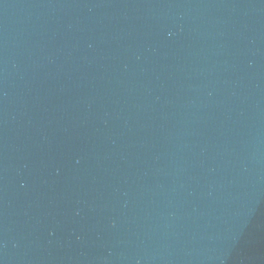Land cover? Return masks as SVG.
<instances>
[{
  "label": "water",
  "instance_id": "95a60500",
  "mask_svg": "<svg viewBox=\"0 0 264 264\" xmlns=\"http://www.w3.org/2000/svg\"><path fill=\"white\" fill-rule=\"evenodd\" d=\"M0 264H264V0H0Z\"/></svg>",
  "mask_w": 264,
  "mask_h": 264
}]
</instances>
